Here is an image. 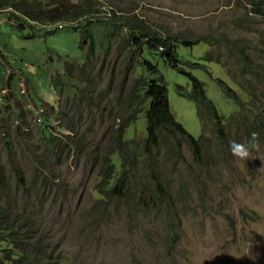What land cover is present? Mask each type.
Segmentation results:
<instances>
[{
    "label": "rangeland",
    "instance_id": "1",
    "mask_svg": "<svg viewBox=\"0 0 264 264\" xmlns=\"http://www.w3.org/2000/svg\"><path fill=\"white\" fill-rule=\"evenodd\" d=\"M71 2L78 4L82 0ZM100 2V14L90 18L93 22L89 27L97 42L95 58L90 45L86 46L85 52L82 50V38L77 31L68 28L58 30V24L47 27L34 25L31 28L28 21L21 23L26 27L23 29L11 24L7 13H0V98L7 91L15 97V112L11 119L13 130L18 132L17 126L26 127L25 121L28 120L30 127L26 131L30 135L39 133L33 106L48 109L45 116H52V126H56L60 123L57 112L51 113L47 105L69 112L70 96L72 102L77 91L85 89L86 84L93 81L95 94L108 92L106 86L112 77L111 64L117 59L118 52L115 46H107L110 27L105 20V11L113 10L124 15L123 11H119L137 6L136 12L140 15L160 19L158 24L171 29L172 33L182 32L190 41L198 37H220L222 33L231 38L241 37L249 52L256 54L255 63L264 65V49L255 46L264 35V21L250 17L242 7H231L236 0ZM84 24L82 20L72 26L83 28ZM209 50L206 46L190 48L180 45L178 54L184 61L203 67H190L187 71L200 81L207 98L228 120L237 107L225 98L217 80H223L233 89L236 87L221 66L215 62H203ZM84 53L92 64L85 68V72L78 70L84 67ZM216 56L222 54L214 49L210 57L213 59ZM222 59L225 60L224 57ZM161 72L177 121L194 137L200 138L203 132L190 80L163 64ZM77 83L78 87L82 84V88L72 89L71 86ZM104 100L116 114L117 111L112 109L117 102L115 93L111 90ZM20 111V119L14 120L13 117ZM79 113L69 116L72 121L67 119L65 122L75 126L85 122V117L90 115L87 114V105ZM253 119L250 114V125H253ZM111 125L104 121L101 126L96 125L87 132L82 125L80 137L86 141L99 140ZM235 126L231 123L224 143H221V137L216 138L213 132H207L209 147L205 160L209 162L207 167L210 171L194 162L188 148L184 150L186 159L180 163L179 170L173 171L170 166L163 169L160 175L162 182H172L174 187L171 196L175 204L168 216V209L164 213V209L145 211L138 206L127 212L116 200L111 202L104 218L98 215L96 207L99 200L89 190V180H93L94 176L81 178L80 174L85 173L87 167L75 156L76 148L72 147L71 154L77 166L70 156L67 165L62 168L61 178L69 182L66 193L71 190V209L60 213L54 206L45 205L39 217L50 230L47 241L53 247L58 245L63 253L64 258L57 264H264V138H250L248 134L256 132L255 129L247 126L243 134L237 132ZM64 133L71 135L68 130ZM127 133L129 137L135 134L133 129ZM21 143L27 146L29 141L21 139ZM233 143L243 145L248 155L243 158L234 156L230 149ZM163 160L161 158L160 162ZM31 165L26 164L25 170L30 180L33 179L32 187L35 188L39 176ZM7 175L9 177L8 171ZM179 184L184 188L182 199L175 192ZM31 211L36 213L40 208L35 205ZM101 213L102 209L99 210ZM169 225L173 228L170 229Z\"/></svg>",
    "mask_w": 264,
    "mask_h": 264
},
{
    "label": "trees",
    "instance_id": "2",
    "mask_svg": "<svg viewBox=\"0 0 264 264\" xmlns=\"http://www.w3.org/2000/svg\"><path fill=\"white\" fill-rule=\"evenodd\" d=\"M245 2L252 6L249 12L264 16V0H238L234 4L241 3L243 6ZM100 6V0H82L78 4H73L71 0H0V13H7L10 23L17 27L28 21L31 28L34 25L47 27L58 24V30L68 28L77 31L82 38V50L85 52L86 46L90 45L95 58L97 42L89 27L93 22L90 18L100 14ZM122 11L124 15L113 10L104 12L110 27L107 46H115L118 52L117 59L111 64L112 77L106 86L109 89L106 94H95L93 81L86 84L85 89L78 90L72 102L70 96L67 113L62 108L45 104L51 113L57 112L60 123L52 126V116L44 115L42 124L38 126L39 133L35 135L26 131L30 127L28 120L25 121L26 127L17 126L18 132L12 129L15 97L7 92L0 98V264H57L64 258L58 245L53 247L47 241L50 230L39 217L45 205L54 206L60 213L71 209V190L66 193L69 182L61 178L62 168L67 165L70 156L77 166L71 154L74 146L75 156L87 167V171L80 174L81 178L94 176L93 180H89V190L99 200L96 207L98 215L104 218L111 202L116 200L127 212L138 206L145 211L164 209V213L168 209V216L175 200L166 191L170 182H162L160 178L161 158L165 165H176L183 162V151L188 148L195 162L201 161L209 141L207 132H213L216 138L221 137V143H224L231 123L236 125L237 132L244 134L248 126L255 129L256 140L264 138V65L255 63L256 54L249 52L241 37L231 38L222 33L220 37H198L190 41L182 32L172 33L171 29L158 24L160 19L140 15L136 12L137 6L119 12ZM82 20L85 21L83 28L72 26ZM180 45L210 48L203 62H215L232 80L236 89L221 79L217 80L225 98L237 107L229 120L218 113L205 95L200 81L187 71L190 67H203L180 58ZM255 46L264 49V35ZM214 49L222 56L211 59ZM86 59L85 54L84 67L78 70L85 72V68L92 65ZM161 64L190 80L204 137H192L177 121L171 110L169 89ZM113 76L116 78L113 79ZM78 84L71 88L75 89ZM80 86L78 88H82ZM111 90L116 96L117 102L112 108L117 111L116 114L104 100ZM84 105L88 107L87 114L90 113L85 122L77 126L65 122L67 119L72 121L69 116L73 114L80 115L79 110ZM250 114L254 116L253 125L248 123ZM21 115V111L17 112L13 119L19 120ZM29 117L32 119L31 114ZM104 121L112 125L99 140L86 141L80 137L82 125L87 132L96 125L101 126ZM130 129L135 133L133 137L127 133ZM67 130L71 135L64 133ZM248 137L251 138V135L248 134ZM21 139L29 141L28 145L23 146ZM26 164L34 165L39 176L35 188L32 187L33 179L30 180L25 170ZM149 204L152 206L149 207ZM35 205L40 211L32 213L31 208ZM169 228L173 227L169 225Z\"/></svg>",
    "mask_w": 264,
    "mask_h": 264
},
{
    "label": "clouds",
    "instance_id": "3",
    "mask_svg": "<svg viewBox=\"0 0 264 264\" xmlns=\"http://www.w3.org/2000/svg\"><path fill=\"white\" fill-rule=\"evenodd\" d=\"M236 2H238V0H236ZM231 7H233V6H238V7H242V8H244V10L246 11V13H248L249 14V16L250 17H252V18H254L255 20H261V21H264V16L263 15H260V14H258V13H255L254 11L252 12H249L248 11V9L251 7L252 8V6L250 5V4H248L247 2H245L244 3V5L242 6L241 5V3H239V4H232V5H230ZM253 10V9H252ZM20 27L21 28H23V29H25L26 27H25V25H20ZM61 27V26H60ZM5 90H7V89H5ZM4 91V90H3ZM7 92H9V91H7ZM7 92H5L4 94H6ZM2 95H3V93H2ZM58 101V100H57ZM56 101V102H57ZM55 104V103H54ZM29 107H32V106H30V105H28ZM43 106H45V104L43 105ZM33 112H34V121H35V123L37 124V126H39V125H41L42 124V118H43V116L45 115V109L42 107V108H40V109H37L36 108V106H33ZM217 109V108H216ZM197 111V110H196ZM218 111V110H217ZM236 111H237V109H236ZM235 111V112H236ZM33 112H32V114H33ZM234 112V113H235ZM219 113V112H218ZM233 113V114H234ZM232 114V115H233ZM221 115V114H220ZM222 116V115H221ZM231 118V117H230ZM229 118V119H230ZM224 119H225V117H224ZM228 119V120H229ZM226 120V119H225ZM53 121V120H52ZM242 121V120H241ZM59 124V123H58ZM57 124V125H58ZM201 124V123H200ZM183 125V124H182ZM201 127H202V125H201ZM186 129V128H185ZM187 130V129H186ZM188 132V131H187ZM202 132H203V127H202ZM189 133V132H188ZM190 134V133H189ZM192 137H194L192 134H190ZM204 135V132L202 133V135H201V137L200 138H202V137H204L203 136ZM228 134H226L225 136H227ZM208 135H206V137H207ZM251 137L253 138V139H255V137H256V133H252L251 134ZM194 138H196V137H194ZM200 138H196V139H200ZM207 146H208V144H207ZM206 146V152L208 151V147ZM230 149H231V151H232V153H233V155L234 156H237V157H240V158H243V157H246L247 155H248V151H247V149L243 146V145H241V144H236V143H233V144H231L230 145ZM185 150V149H184ZM189 150V149H188ZM190 151V150H189ZM183 156H184V159H183V161L186 159L185 158V155H184V151H183ZM192 157H193V155H192ZM206 157H204L203 156V158H202V160L201 161H198L197 160V162H195V160H194V157H193V160H194V162L198 165V166H200V167H202V168H205V169H208V165H209V162L207 163L206 162ZM161 163V165H160V167H159V173H163V169H167V166H170L171 168H172V170L174 171V170H179V165H180V163H178V164H169V165H165L164 164V161L163 162H160ZM209 170V169H208ZM210 171V170H209ZM173 188L174 187H172V182H170V184L168 185V187H167V189H166V191L171 195V191L173 190ZM175 192H176V194L178 195V197L179 198H183V194H184V188H183V186H182V184H179V186H178V188L175 190ZM171 198L173 199V197L171 196Z\"/></svg>",
    "mask_w": 264,
    "mask_h": 264
}]
</instances>
